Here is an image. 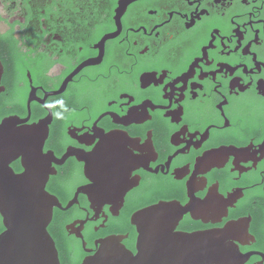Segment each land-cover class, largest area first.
<instances>
[{"label":"flooded vegetation","instance_id":"1","mask_svg":"<svg viewBox=\"0 0 264 264\" xmlns=\"http://www.w3.org/2000/svg\"><path fill=\"white\" fill-rule=\"evenodd\" d=\"M117 4L0 0V123L46 124L9 166L47 175L59 263L158 260L131 216L176 201L192 264H264V0Z\"/></svg>","mask_w":264,"mask_h":264},{"label":"water","instance_id":"2","mask_svg":"<svg viewBox=\"0 0 264 264\" xmlns=\"http://www.w3.org/2000/svg\"><path fill=\"white\" fill-rule=\"evenodd\" d=\"M134 0H118L115 18H118L128 3ZM108 36L102 38L106 39ZM82 63L64 81L71 78ZM59 92V91H57ZM17 121L5 118L0 123V215L4 230L0 233V264H60L54 242L47 231L51 216V197L44 189L46 176L32 164H23L24 170L14 172L9 162L17 156L24 157L33 148L30 140L33 131L46 128L39 121L20 130ZM38 151L40 145L35 146ZM189 206L176 201H160L131 216V223L138 225L140 240L153 241L159 258L145 261L139 255H128L123 264H192L191 253L197 249L198 233L175 232L174 227ZM142 248V247H141ZM154 253V252H153ZM152 253V254H153ZM80 264H106L99 258H88Z\"/></svg>","mask_w":264,"mask_h":264}]
</instances>
